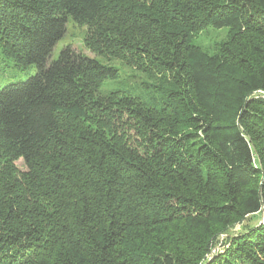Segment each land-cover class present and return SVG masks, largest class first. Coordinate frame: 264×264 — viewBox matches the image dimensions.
<instances>
[{
    "label": "trees",
    "instance_id": "16d2710c",
    "mask_svg": "<svg viewBox=\"0 0 264 264\" xmlns=\"http://www.w3.org/2000/svg\"><path fill=\"white\" fill-rule=\"evenodd\" d=\"M69 18L155 61L159 97L103 101L114 66L52 59ZM208 27L230 30L213 53L190 43ZM0 46L35 68L0 86V264H264V219L205 258L264 215V0H0Z\"/></svg>",
    "mask_w": 264,
    "mask_h": 264
},
{
    "label": "rangeland",
    "instance_id": "374dc122",
    "mask_svg": "<svg viewBox=\"0 0 264 264\" xmlns=\"http://www.w3.org/2000/svg\"><path fill=\"white\" fill-rule=\"evenodd\" d=\"M108 23L112 16H107ZM103 21V20H101ZM103 26L106 22H101ZM230 39V30L228 28L208 27L204 30L193 33L190 36V43L199 47L203 52L213 53L218 50L220 45ZM70 45L82 54L94 57L101 63L114 66L118 70V77L115 79H105L98 88V92L102 97L101 100L119 99L125 95H138L144 101H149V98L159 97L158 87H165L167 83V73H163L158 64L150 62L145 58L144 62L135 60L136 62H127L121 58H116L111 54L105 55L97 53L88 35V27L77 25L71 18L67 20L66 32L64 36L54 46L51 57L56 59L60 50ZM35 68L29 66L23 70L11 66L10 59L3 57V49L0 46V86L4 83L24 80L29 74L34 72ZM115 91L118 93L115 94ZM260 94V93H259ZM264 97V96H263ZM121 100V99H119ZM15 166L19 171L25 170L24 162L21 158L15 161ZM263 213L246 216L239 222L228 227L223 232L217 234L213 238V244L208 253L206 260L221 255L227 248L230 247L231 239L237 235L248 232V230L263 222Z\"/></svg>",
    "mask_w": 264,
    "mask_h": 264
}]
</instances>
